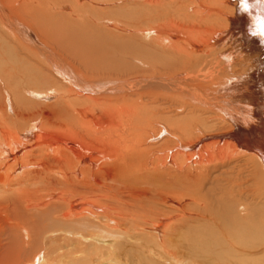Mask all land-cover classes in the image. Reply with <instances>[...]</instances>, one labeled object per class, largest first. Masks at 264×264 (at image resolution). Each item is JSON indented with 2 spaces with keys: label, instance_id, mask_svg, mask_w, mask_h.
I'll use <instances>...</instances> for the list:
<instances>
[{
  "label": "bare ground",
  "instance_id": "obj_1",
  "mask_svg": "<svg viewBox=\"0 0 264 264\" xmlns=\"http://www.w3.org/2000/svg\"><path fill=\"white\" fill-rule=\"evenodd\" d=\"M13 1L0 0V22L50 66H10L17 50L0 51V264H128L142 237L151 247L137 264L181 237L168 264H264V0H54L68 11L56 15ZM78 10L88 19L67 17ZM142 17L153 25L138 34L161 41L143 51L151 77L132 59L143 41L113 30ZM49 174L60 190L41 196Z\"/></svg>",
  "mask_w": 264,
  "mask_h": 264
},
{
  "label": "rangeland",
  "instance_id": "obj_2",
  "mask_svg": "<svg viewBox=\"0 0 264 264\" xmlns=\"http://www.w3.org/2000/svg\"><path fill=\"white\" fill-rule=\"evenodd\" d=\"M24 1V3H23V5L26 3V2H28V0H23ZM63 2H66L65 4H69V5H71L72 4V2L71 1H66V0H62ZM147 1H149V0H145L144 2H142V1H140V0H132V1H126L125 3H124V7H126V8H143V3H144V6H145V8H147V7H150V5L149 4H147ZM182 3H183V5L184 6H188L187 5V3L189 2V0H180ZM13 3H15V1H13V0H10V4H13ZM49 3H51V4H55V2H54V0H42V4H43V6H44V8L46 9V11L50 14V15H56L57 13H60V11H64V10H61V9H58V8H56V9H50V5H49ZM81 3H82V1H81ZM81 3H79V4H81ZM84 3H86V4H88L89 5V7H94L95 9H97V10H100L101 8H103L104 10H106L107 11V15L106 16H108L107 17V20L108 21H111L112 19L111 18H116V16H117V18H116V20L117 21H119L120 20V17L121 16H119L118 14H116L115 12H114V14H112V13H110L109 12V10L111 9V10H113V9H115V6H113L112 4H111V6L112 7H110V4L109 5H106V4H100V5H98V4H93V3H88L87 1H85ZM116 3V2H115ZM23 5H21V1H19V3L16 5V9L15 10H17V9H19L21 6H23ZM97 5V6H96ZM102 5V6H101ZM106 5V6H105ZM114 5H116V4H114ZM109 6V7H108ZM225 6V5H224ZM36 7V6H35ZM36 9H38V10H41V8H36ZM72 9V8H71ZM56 10V11H55ZM80 10H82V8H80ZM187 12H190V9H189V7L188 8H186L185 9ZM53 11V12H52ZM66 11V10H65ZM64 11V13L63 14H66V13H68V11H66L65 12ZM73 12V10L71 11V13ZM88 13H90V12H88ZM98 13H99V11H98ZM225 13L226 12H224V14H219L220 16L221 15H223V16H221V17H224V15H225ZM76 15L77 16H75V17H70V16H67L70 20H75V21H77L80 17H82L83 19H88V17H84L83 15H81V12L78 10L77 12H76ZM90 15L92 16V14L90 13ZM227 15V14H226ZM109 17H111V18H109ZM139 22H133V21H130V20H127V19H124L123 20V23L124 24H126L128 27H129V29L127 30V31H125V30H122L121 28L118 30V27L117 28H112L116 33H117V35H118V37H117V39H123V38H125V40H128V42H130L131 44L134 42V43H138V42H136V41H143L142 42V45H141V43H139L140 45H141V49L140 50H135L134 51V55L132 56V59H133V63L136 65V66H138V68H139V70H138V76L139 77H151V76H149V75H146V73H145V69L147 68V66H145L144 64H143V62H142V60H143V58H144V54H143V51L145 52V50H149V51H151V48H152V46L153 45H158V46H160V44L161 43H157V42H161V41H157V39H155V37H153V36H151L152 38L150 39V36L149 37H147V39L146 38H144L141 34H138V32L136 31V29H140V30H142V29H144V28H146V26L148 25V24H151V25H153V20H152V23H146V21H147V17H142V18H140L139 20H138ZM22 22H24L25 24H27L26 25V27L28 28V30H29V32H30V34H31V38L29 37V39L28 40H30V39H34V38H36L35 36H34V30H33V28H36L35 27V25L33 24V23H31L29 20H27V19H24V20H22ZM120 22H122V20L120 21ZM154 24H156V26L155 27H159V25L157 24V23H155L154 22ZM160 25H163V22H162V20H160ZM166 26V25H165ZM118 30V31H117ZM122 30V31H121ZM146 31V30H145ZM144 31V32H145ZM4 32H6V34H3ZM9 32V33H8ZM143 32V33H144ZM108 34V33H107ZM150 39V40H149ZM125 40H124V42H125ZM134 40H136V41H134ZM145 42V43H144ZM42 44L46 47V48H51L52 50H54V48L52 47V45L53 46H55V44H52V45H50V44H48V43H46L45 41H42ZM162 45H164V46H167V42H164ZM163 46V47H164ZM12 48H15L16 50H17V56L14 58V59H10L9 61H8V64L10 65V66H14L17 62H19V61H21V62H24L26 65H30V64H37V63H39V65H41L42 67H44L45 69L44 70H49L48 68H47V66L49 65V63H47V65H46V63H45V61L42 59V58H38L37 56H36V54L34 53V50H33V47H31L30 49H32V51H33V54H31L30 53V56L24 51V49H23V46L21 45V43L16 39V37L13 35V34H11L10 33V30L8 31V29H6V27L5 26H3V24L0 22V51L2 52V53H6L7 51H9L10 49H12ZM195 56H196V54H192V59L194 60V58H195ZM38 59V60H37ZM61 61H62V59H60ZM44 62V63H43ZM47 62V61H46ZM42 63V64H41ZM50 66V65H49ZM51 68V67H50ZM52 69V68H51ZM53 70V69H52ZM54 71V70H53ZM174 71H172L171 73H173ZM54 73L55 74H57L58 72L57 71H54ZM133 75H135V74H128V70L127 71H124V72H121V73H116V76L117 77H121V78H128V77H130V76H133ZM63 79V78H62ZM63 83H67L64 79H63ZM32 85L31 84H29V87H31ZM28 87V88H29ZM38 87H40V88H42V89H46L47 88V86H45V85H43V86H38ZM245 87H247V86H245ZM244 87V85H241V89L243 90V92H245L246 91V95H247V100H251L252 101V104L253 105H255L254 103H256L255 102V100L257 101L258 99V97L256 96V95H254V91H251V88L250 87H247V88H245ZM244 89H246V90H244ZM249 89V90H248ZM146 91H149V89L147 90V89H145ZM152 90H154V92H157V93H161V91H162V93L161 94H168V92H166V90L164 91V90H159V89H152ZM234 90V89H233ZM232 90V92L231 91H229V92H231V94L234 92ZM253 90V89H252ZM250 91V92H249ZM105 94H107V93H105ZM114 94H118V92H115ZM135 96V97H134ZM133 97L135 98V99H137V97L138 96H136V95H134ZM233 96L234 97H232V95H230V94H228V92L226 93V97H228L229 99H228V101H233V104L236 102V101H238L240 98H239V96L238 95H236V94H233ZM32 97V100H33V102H35V103H42V102H44V100H43V97L42 96H39V98H37V97H34V96H31ZM231 97H232V100H231ZM41 98V99H40ZM238 98V99H237ZM252 98H254V99H252ZM6 98H3V99H0V102H3V100H5ZM235 99V100H234ZM253 105H251L252 106V110L254 109V106ZM89 106V105H88ZM90 106H92V108H93V105H90ZM251 108V107H250ZM256 108V107H255ZM190 114L191 115H198V113H195V112H190ZM250 116H251V114H250ZM247 119L248 120H250V117L248 116L247 117ZM212 122V121H211ZM41 124V121H37V125L39 126ZM71 130H74V131H76L77 129H71ZM239 157H241L242 159H244L245 157H248L247 155H240ZM251 159V158H250ZM252 160V159H251ZM253 161V160H252ZM252 169H254V170H256V171H258L259 173H260V167H259V165L255 162V161H253V167H252ZM51 177H52V180H50V181H47L48 183L46 184V185H43V184H37V186L41 189V191H40V193H39V195H41V196H43L46 192H48V196L49 195H52L53 193L51 192V191H53V190H57L58 192H59V185L57 184L58 183V181H61L62 180V178L60 177V178H58V177H56V176H53V175H51V174H49ZM260 176H261V174H260ZM243 178H247V177H243ZM261 182H262V186H264V180H263V178H262V176H261ZM51 202H53V206L51 207V208H53L55 211L57 210V209H61L62 208V204L61 203H57V202H55V201H53V200H51ZM54 211V212H55ZM50 213H52V212H50ZM50 221H53V220H51L50 219ZM55 221V220H54ZM139 224H141V221L139 220ZM151 238V237H150ZM182 238V237H181ZM181 238L179 239V238H173L174 240L173 241H169V242H167V243H165L164 244V248L163 247H160L159 245L157 246V252L155 253V254H150V256L153 258V260L155 261V263L156 264H168L167 262L169 261V259L168 258H170V256L172 257V254L173 253H170V252H173V251H169V253H166V249L168 248V250H172L173 248L171 247L173 244V242L176 240V241H179V243L178 244H183L184 243V240H183V238H182V240H181ZM142 240L144 239L143 237L141 238ZM141 239H139V241H137L136 243H134L133 244V247H134V249H132V254L131 255H129V259H128V264H137L138 263V261L139 260H144L143 258H145L146 256L145 255H148L149 253L147 252V249L148 248H150L151 247V245H149V246H147L148 245V242H146L145 244H143L142 243V240ZM145 239H148V237H146ZM157 242H159L160 243V241H159V239L158 240H156ZM57 243H61L62 242V240H60V239H58L57 241H56ZM171 242V243H170ZM181 242V243H180ZM143 244V245H142ZM170 244V245H169ZM167 245H169V246H167ZM146 246V247H145ZM139 249V251L137 252V250ZM142 248V249H141ZM162 248L164 249V250H162ZM170 248V249H169ZM220 248H215V251H218ZM136 251V252H135ZM158 253V254H157ZM139 255H140V257L141 258H139ZM161 256V258H160V256ZM163 255V256H162ZM166 255V256H165ZM170 255V256H169ZM138 256V257H137ZM154 256V257H153ZM169 256V257H168ZM162 258H164V259H162ZM137 259H138V261H137ZM167 259H168V261H167ZM163 260V261H162ZM165 260V261H164ZM171 260V259H170ZM159 263H158V262ZM162 261V262H161ZM172 262V264H176V263H174L175 261H174V259H172L171 260ZM174 261V262H173ZM142 262H144V261H142ZM170 262V261H169ZM170 264V263H169Z\"/></svg>",
  "mask_w": 264,
  "mask_h": 264
},
{
  "label": "snow or ice",
  "instance_id": "obj_3",
  "mask_svg": "<svg viewBox=\"0 0 264 264\" xmlns=\"http://www.w3.org/2000/svg\"><path fill=\"white\" fill-rule=\"evenodd\" d=\"M246 4L244 3V0H241V9L246 10ZM260 35L264 37V29H260Z\"/></svg>",
  "mask_w": 264,
  "mask_h": 264
}]
</instances>
